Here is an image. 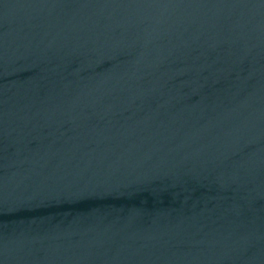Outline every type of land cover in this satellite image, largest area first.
<instances>
[{
    "label": "water",
    "instance_id": "1",
    "mask_svg": "<svg viewBox=\"0 0 264 264\" xmlns=\"http://www.w3.org/2000/svg\"><path fill=\"white\" fill-rule=\"evenodd\" d=\"M0 264H264V0H0Z\"/></svg>",
    "mask_w": 264,
    "mask_h": 264
}]
</instances>
